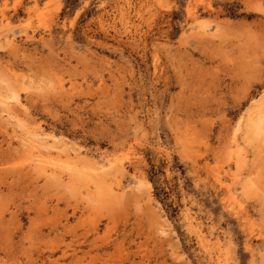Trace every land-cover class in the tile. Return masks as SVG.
Here are the masks:
<instances>
[{"label":"rangeland","instance_id":"obj_1","mask_svg":"<svg viewBox=\"0 0 264 264\" xmlns=\"http://www.w3.org/2000/svg\"><path fill=\"white\" fill-rule=\"evenodd\" d=\"M261 115L264 0H0V264H264Z\"/></svg>","mask_w":264,"mask_h":264},{"label":"bare ground","instance_id":"obj_2","mask_svg":"<svg viewBox=\"0 0 264 264\" xmlns=\"http://www.w3.org/2000/svg\"><path fill=\"white\" fill-rule=\"evenodd\" d=\"M143 2V1H142ZM148 7H146V9H147ZM156 8V7H155ZM148 10V9H147ZM156 10V9H155ZM155 14V13H154ZM126 20V19H125ZM3 82V81H2ZM7 94V93H6ZM14 96H17V95H14ZM5 98V97H4ZM16 98V97H15ZM7 106V105H6ZM259 112V111H258ZM261 114V113H260ZM259 115V114H258ZM258 118V117H257ZM259 121H264V115H261V116H259V119H258ZM263 126V125H262ZM250 130V129H249ZM248 131V130H247ZM240 134V133H239ZM30 136V135H29ZM35 136V138L36 139H38L39 140V142L40 143H49V142H53V149L52 150H55V151H59L60 150V148H62L63 146H60L59 145V143H58V140L59 139H57L56 137H49V136H47V135H44V134H35L34 135ZM38 142V143H39ZM27 143V142H26ZM37 143V144H38ZM47 147H48V145H47ZM50 147V146H49ZM39 149H40V147H38ZM72 150V149H71ZM63 152H64V150H63ZM67 154H68V156L70 157V156H76L77 155V153L75 152V151H67ZM28 155V154H27ZM90 164V163H89ZM108 164V163H107ZM96 165H98V166H100L99 168H96V171H99V169H104L105 168V165L103 164V163H101V161H98V162H96ZM109 165V164H108ZM107 165V166H108ZM98 166H96V167H98ZM111 167H112V165H111ZM109 168V167H108ZM113 169V168H112ZM100 172V171H99ZM48 176V175H47ZM193 218V217H192ZM191 220V219H190ZM195 220V219H194ZM196 221H198V220H196ZM199 223V222H198ZM195 223H193V221H190V225L191 226H193ZM197 224V223H196ZM202 224V223H201ZM199 226V225H198ZM193 228V227H192ZM191 228V229H192ZM201 229V228H200ZM202 230H204V229H202ZM198 232V231H197ZM206 232V231H205ZM201 233V236H199V237H201V241L203 242V241H205V243H206V241H208L207 240V238L204 236V233L203 232H200ZM203 233V234H202ZM197 234V233H196ZM208 234V233H207ZM206 236H208V235H206ZM218 238V237H217ZM199 239V238H198ZM212 241V240H211ZM209 242V241H208ZM217 243V242H216ZM203 245V244H202ZM206 245V244H205ZM219 245V244H218ZM207 246V245H206ZM210 248V247H209ZM209 252H210V250H209Z\"/></svg>","mask_w":264,"mask_h":264}]
</instances>
